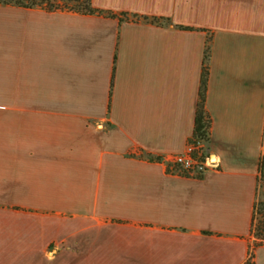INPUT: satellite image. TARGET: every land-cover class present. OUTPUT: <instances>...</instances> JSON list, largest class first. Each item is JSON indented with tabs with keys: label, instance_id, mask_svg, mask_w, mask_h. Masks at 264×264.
<instances>
[{
	"label": "crops",
	"instance_id": "obj_1",
	"mask_svg": "<svg viewBox=\"0 0 264 264\" xmlns=\"http://www.w3.org/2000/svg\"><path fill=\"white\" fill-rule=\"evenodd\" d=\"M91 6L0 4V264H264V0ZM204 68L215 168L171 176Z\"/></svg>",
	"mask_w": 264,
	"mask_h": 264
},
{
	"label": "trees",
	"instance_id": "obj_2",
	"mask_svg": "<svg viewBox=\"0 0 264 264\" xmlns=\"http://www.w3.org/2000/svg\"><path fill=\"white\" fill-rule=\"evenodd\" d=\"M0 4L3 5H13L24 8H41L47 11H65V12H74L80 14H104L108 17H114V15L110 13H103L102 11L96 10L91 6V0H0ZM125 16V15H124ZM143 21L156 23V19H148L146 17L143 18ZM205 60L208 59V47L205 50ZM207 81V70L204 68L202 75V83L201 90L199 94V101L196 109V117H195V128L194 135L200 138L208 136L210 120L205 113L204 110V99H205V88ZM260 181L264 190V166L262 165L260 168ZM256 214L259 217L258 225L256 226V234L255 237H264V200L260 201L257 204ZM264 240V239H261ZM252 259V254L246 264H250V260Z\"/></svg>",
	"mask_w": 264,
	"mask_h": 264
},
{
	"label": "built area",
	"instance_id": "obj_3",
	"mask_svg": "<svg viewBox=\"0 0 264 264\" xmlns=\"http://www.w3.org/2000/svg\"><path fill=\"white\" fill-rule=\"evenodd\" d=\"M208 136L193 135L185 145L183 152L159 159L171 176L201 179L215 167L207 154Z\"/></svg>",
	"mask_w": 264,
	"mask_h": 264
},
{
	"label": "rangeland",
	"instance_id": "obj_4",
	"mask_svg": "<svg viewBox=\"0 0 264 264\" xmlns=\"http://www.w3.org/2000/svg\"><path fill=\"white\" fill-rule=\"evenodd\" d=\"M1 100H2V99H1V95H0V101H1ZM260 199H261V201L264 200V190H263V187H262V190H261ZM258 219H259V217L256 216L255 227H254V234L257 233V232H256V226L258 225ZM256 238H257V237H256ZM257 239H258V240H261V239H264V237H258ZM261 241L264 243V240H261Z\"/></svg>",
	"mask_w": 264,
	"mask_h": 264
}]
</instances>
